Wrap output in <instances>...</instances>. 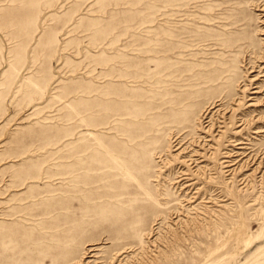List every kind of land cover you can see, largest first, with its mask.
Segmentation results:
<instances>
[{"label":"rangeland","instance_id":"374dc122","mask_svg":"<svg viewBox=\"0 0 264 264\" xmlns=\"http://www.w3.org/2000/svg\"><path fill=\"white\" fill-rule=\"evenodd\" d=\"M262 5L0 0V264H264V168L223 163Z\"/></svg>","mask_w":264,"mask_h":264},{"label":"bare ground","instance_id":"6f19581e","mask_svg":"<svg viewBox=\"0 0 264 264\" xmlns=\"http://www.w3.org/2000/svg\"><path fill=\"white\" fill-rule=\"evenodd\" d=\"M259 7H260V10L264 12V5L259 6ZM262 22H264V20ZM261 36H264V25L262 27ZM252 74H255V75L250 81L251 85H243L241 87L242 95L238 97L237 101L239 102L238 105H241L243 104V101L248 99V101L250 102L248 107L253 109V110H249V113H252L253 115L249 117L250 116L249 113H247L249 115L241 114V117L238 118L237 124L239 125L237 127L240 129L238 130L237 133L238 135H240V137L237 138L236 140L230 141L229 147H232V148L230 150L227 148L225 149V153H224L225 160L223 163L226 164V168L233 169L236 166L238 167L245 166V167L254 168L255 173H261L264 168V145H262L264 143V139H262L264 138L262 136L264 134V127H260V122L262 120V117L260 116V114L263 112L262 109H264V98L260 99V95L264 94V88H263V84L260 85V81L264 78V50L261 53L260 57L258 58L257 63L252 66H249V75L252 76ZM216 107H219V109L216 111L215 114H217L218 112H220L221 114V112H223L221 106L220 105L216 106L214 104H211L205 109V111L203 110L204 114H202V116L205 115L209 110H210L209 114L212 113V110L216 109ZM215 114H213L214 117H215ZM237 115L238 114L236 113L234 117ZM234 117L230 119V116H229L228 120H230L231 124L233 123L235 125ZM221 118H223V115L221 116ZM205 119H209L206 122L207 124L203 129V131L207 135L206 137L200 138L201 140L200 144H204L209 150H212L213 148L212 146H210V143L212 142V140L208 139V137H210V135L213 134L217 130V128L220 129L219 132H223L221 131V129H223L224 126H221L223 122L219 121L218 119L216 120V119H213L212 117L209 118L208 116H206ZM252 131L257 135V138L250 136V132ZM222 135H223L222 133H219V135L216 136L218 137L219 140H221V142H223ZM243 135H245L246 137H244ZM253 141L259 142V145L258 144L255 145ZM177 145H179V148L176 150L183 151L186 149L184 148V144L181 142H179ZM212 155L218 156L217 153H212ZM194 156H197V155H194ZM190 163L192 165H198V160L191 159ZM184 176L185 175H183V177ZM183 177L182 176L180 177L181 179L179 180V182L181 183L183 182V185L185 182L186 185H184L185 187L183 188L184 190H189V188L193 186L192 183H190L191 180H189V178L183 179ZM263 177H264V173L262 174V178ZM77 264H83V263L82 261H79Z\"/></svg>","mask_w":264,"mask_h":264}]
</instances>
